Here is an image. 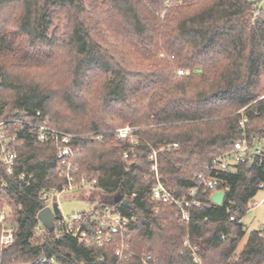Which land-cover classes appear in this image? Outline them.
<instances>
[{
	"label": "trees",
	"instance_id": "1",
	"mask_svg": "<svg viewBox=\"0 0 264 264\" xmlns=\"http://www.w3.org/2000/svg\"><path fill=\"white\" fill-rule=\"evenodd\" d=\"M167 1L0 0V98H5L0 122L49 118L53 128L83 135L74 141L81 149L76 177L97 181L87 196L97 204L94 210L108 207L100 194L123 187L134 208L115 207L135 217L125 240L135 254L151 255L159 264H195L187 240L203 264H264V231L251 232L239 250L247 235L241 218L261 190L264 170L239 165L224 174L218 186L225 192L221 206L212 203L211 192L202 195L198 178L243 134L264 141V101L258 100L264 9L252 0H173L170 6ZM56 12L67 19L63 38L48 36ZM103 27L116 37V46L101 39ZM26 46L50 58L59 47L65 51L62 63L55 58L49 68L51 83L21 75L35 67ZM9 63L17 74H11ZM178 71L188 73L178 76ZM243 108L245 130L238 114ZM126 126L134 128L137 146L117 137ZM19 140L17 171L31 180L0 189V207L10 209L7 224L14 234L0 251V264H34L42 257L54 258L52 264H116L119 236L89 249L39 222L42 192L60 191L64 180L57 175L53 142H39L26 131ZM148 144L166 147L158 154L159 168L178 196L190 198L200 187L203 205L193 209L187 225L177 219L176 207L152 198ZM233 206L240 210L230 221ZM139 256L125 253L119 264H142Z\"/></svg>",
	"mask_w": 264,
	"mask_h": 264
},
{
	"label": "built area",
	"instance_id": "2",
	"mask_svg": "<svg viewBox=\"0 0 264 264\" xmlns=\"http://www.w3.org/2000/svg\"><path fill=\"white\" fill-rule=\"evenodd\" d=\"M172 3L173 0H168L167 6H170ZM185 74V71L177 72L178 76ZM258 100L264 101V96L258 98ZM245 109L243 108L238 112L242 117L240 121L242 130H245L247 123ZM11 125H14V128L11 129ZM25 131L39 142L51 141L55 145L56 171L57 175L64 180V187L60 191L52 189L42 192L45 208H52L54 203L59 205L58 200L61 194L66 191L75 192L80 190L89 192L95 189L96 180L90 182L85 175H82L79 179L76 177V173L80 169L77 163V156L81 149L75 146L74 141L79 137H83V135L72 134L53 128L50 126L47 118L38 122H32L24 118H13L0 122V189L9 191L16 186L21 187L30 183L31 176L27 172L17 171L18 150L23 147V143L20 142L19 137L20 133L24 134ZM116 133L119 139H130L133 146H137L139 143L134 138V128L130 126L120 128ZM101 138V136L97 137L98 140H101ZM147 146L151 149L149 174L154 182L151 191L152 198L158 202L176 207V217L180 223L185 225L190 223L193 209L200 208L203 205V202L197 198L200 187L203 189L202 195L211 192V200L213 194L221 191L218 190V186L222 176L226 173L234 172L239 165L256 166L264 170V141L252 142L243 134L241 139L233 143L229 151L216 156L205 166L204 172L198 176L200 187L190 191V198L181 197L169 187L160 172L158 154L166 147L156 150L149 144ZM173 146L177 147L178 144H173ZM124 157L127 158L128 154H125ZM260 189H264V183L260 185ZM262 201L257 202L254 198L251 199L248 211L258 207ZM239 210V208L235 207L236 212L229 218L230 221L236 220V213ZM88 215H92V218L91 222L86 224L83 221ZM9 216L10 214L7 211L0 210V251L8 248L13 242V229L7 224ZM134 221L135 217L123 214L115 206H108L101 210L93 209L88 213H79L69 218L60 214L54 218V230L61 235L75 238L80 244L89 249L102 248L106 244L111 243L114 237L119 236L121 242L116 250L118 258L116 264H119L123 260L125 253L128 256H139L125 246L129 228ZM220 237L222 241L227 239V236L223 233L220 234ZM184 245L189 250L194 263L203 264L197 247L191 246L187 240L184 242ZM139 258L142 264H159V261L151 255H140ZM52 263H55L54 258L48 259L42 257L34 261V264Z\"/></svg>",
	"mask_w": 264,
	"mask_h": 264
},
{
	"label": "rangeland",
	"instance_id": "3",
	"mask_svg": "<svg viewBox=\"0 0 264 264\" xmlns=\"http://www.w3.org/2000/svg\"><path fill=\"white\" fill-rule=\"evenodd\" d=\"M100 1V0H99ZM88 3V1H87ZM259 6L264 9V0L259 1ZM67 19L66 16L60 12L55 13V18L53 19L52 25L50 26L48 30V36H56V38H63V36L66 35L67 32ZM12 27H8V31H12ZM101 31H103L102 34V40L107 43L108 46H116L118 44V41L116 37L113 34H110L109 31H107L106 28H101ZM104 43V44H105ZM26 51H28L29 56H34V64L35 67L23 70L21 71V75H28L30 78H35L36 80L40 81L41 83L49 84L52 82V78L50 76V66L55 63V58L60 60V64L62 63V59H65L62 55L65 56V51H63L62 48L59 47L58 51H56V54H51L53 58H50L47 53H42L40 51H35V49L31 50L27 46L25 47ZM33 54V55H32ZM32 64V63H31ZM8 66L10 67L11 74H17L13 72L12 66L9 63ZM17 71V70H15ZM186 72V71H185ZM188 72H186L187 74ZM60 75V74H58ZM64 76V75H62ZM64 78V77H63ZM51 80V81H50ZM3 81V77L0 76V83ZM5 96V95H4ZM264 96V71L261 74L260 77V90L258 91V98ZM5 98H0V108L4 102ZM49 121L50 119L47 118ZM9 120V119H8ZM3 122V121H2ZM10 128H14V125H11ZM84 191H75L70 192L66 191L61 194L58 203L61 208V214L64 217H72L74 215H77L79 213H88L91 212L95 207L96 203L95 201H91L88 199L89 192L85 191L84 198L81 197L83 195ZM255 201L260 202V205L250 211H248L242 218H241V224L244 227V230L246 231V236L242 239L239 245V250H241L244 246V244L247 241L248 235L253 231H264V189L260 190L258 194L254 198ZM0 210L7 211L11 216V211L6 206L0 207ZM10 218V217H9Z\"/></svg>",
	"mask_w": 264,
	"mask_h": 264
},
{
	"label": "water",
	"instance_id": "4",
	"mask_svg": "<svg viewBox=\"0 0 264 264\" xmlns=\"http://www.w3.org/2000/svg\"><path fill=\"white\" fill-rule=\"evenodd\" d=\"M249 1V0H248ZM261 0H252L250 3H257ZM137 132H135L136 134ZM225 192L223 190L216 192L211 196V201L217 205L221 206L224 202ZM100 199L104 202L105 205L108 206H116L120 205L127 209H133V203L125 197L123 187L119 188V190L113 195H104L100 194ZM235 208V206H233ZM61 214V210L57 203H54L52 208L46 207L41 210L38 214V220L43 224V226L49 230L50 232L54 231V218L58 217Z\"/></svg>",
	"mask_w": 264,
	"mask_h": 264
}]
</instances>
